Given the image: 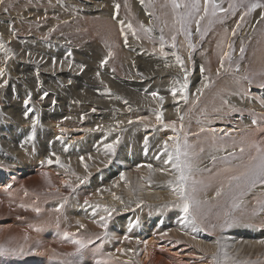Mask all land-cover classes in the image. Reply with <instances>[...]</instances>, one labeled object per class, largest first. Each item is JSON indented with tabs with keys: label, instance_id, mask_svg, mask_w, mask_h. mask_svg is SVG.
Segmentation results:
<instances>
[{
	"label": "bare ground",
	"instance_id": "1",
	"mask_svg": "<svg viewBox=\"0 0 264 264\" xmlns=\"http://www.w3.org/2000/svg\"><path fill=\"white\" fill-rule=\"evenodd\" d=\"M55 1L57 8L71 4L77 11L82 12H77L79 15L91 14L89 16L92 20L88 22V27L95 32L93 42L88 41L82 47L73 48L62 38L55 36L48 51L39 39L30 37L33 36L31 33L26 36L30 37L27 42L18 40L14 48L9 40L13 35L10 29L18 17H15V13L13 16L9 12L1 11L0 7V46L9 48V52L2 58L4 60L0 61V72L3 73L0 75V85H3L0 87V247L9 250L0 252V264H70L68 260L73 256L77 257L79 264H264V185L257 182L252 186L243 180L244 165L248 164L254 170L264 158V62H261L264 56L257 55L264 50V44L258 37L254 39L252 27L251 34L242 38L245 40L253 37L250 42L254 44L251 50L246 47L243 52L238 51L241 54L236 53L237 57L245 60L236 67L235 72L230 67L233 60L229 62L230 58L228 59V54L235 51L234 42L230 39L233 35L231 28L222 29L223 25L218 26L215 23L208 31L205 30L208 33L205 34L207 37L204 35L206 44L201 55L205 58L201 61L206 63L204 66L219 63L222 72L220 81L213 82L211 86L208 85L209 79L207 82V78H202L197 88L203 91L202 102H207V106L216 104L220 107L212 109L222 110L219 114L224 116L222 118L229 126L237 123L241 128L240 141L235 143L216 137L213 131L206 130L205 127L211 123L200 119L201 116L198 118L199 115L195 118H184L185 112L180 111L184 105L182 92L185 93L187 88L181 89L184 83H179L182 73H179L177 67L176 71L173 68H153V71L148 70L146 74L139 72L142 75L131 80H135L132 82L134 85L151 84L155 87L161 86L162 81L170 77L176 80L177 83L171 85L169 90H157L159 94L155 97L144 99L145 97H140L136 92L134 95L131 90L136 100L133 103H124V98H120V101L117 97L114 98L112 91L115 88L112 85L115 84L109 73L111 71L103 66L106 70L101 72L98 62L101 60L100 56H103L101 54L107 53V49H113L115 45L107 42L104 37L97 36V31L102 30V27L113 28L114 20L110 18L113 16V6L110 7V3L104 4L101 0ZM225 1L215 0L217 4L221 2L220 12L228 7ZM59 2L62 5H58ZM180 2L184 4L183 0ZM100 5L104 7L100 8ZM160 8L164 9L163 6ZM183 9L186 12L184 6ZM171 11L174 13L173 9ZM69 13H66L68 17ZM168 13V19L173 22L174 15ZM247 13L249 12L246 11ZM250 13L264 15V8H256ZM33 14L24 11L27 21L35 20ZM49 16L51 18L53 15ZM117 20L119 22L120 18ZM166 20L165 22H169ZM229 20L232 21L231 24L239 21L238 17H231ZM222 22H225V18H222ZM164 23L162 26H165ZM199 26L201 27L200 24ZM197 27H193V33L197 32ZM214 27L217 30L214 31ZM168 28L166 31H169L170 37L173 30ZM119 31L122 30H118V33ZM178 32L181 34V31ZM100 33L101 31L98 35ZM153 35L155 36L154 33ZM115 39L118 36H114L111 41ZM125 41L127 40L124 39L123 42ZM30 43H40L42 46L35 45L36 48L28 49ZM139 45L136 46L139 48ZM120 46L117 49H125L124 44ZM19 47H23L24 53L17 49ZM245 52L244 56L242 53ZM122 53L120 51L121 55ZM188 55L185 56L188 58ZM191 62L193 63L192 60ZM85 63L89 65L86 68ZM109 63L113 64V59ZM183 69L187 73L188 82L196 84L199 77L197 71L190 67L186 69L185 66ZM210 70L212 69L207 71ZM129 79L127 80L130 82ZM214 85L216 87H212ZM218 87L220 91L217 90ZM152 89L154 88L149 90ZM194 91L196 96L198 90ZM216 91H219V96ZM232 92L239 94L230 97ZM213 96L214 100H211ZM226 96L230 100L235 99L236 104L233 102L234 106L230 107L231 102L226 103ZM172 104L175 107L170 108ZM207 106L204 107L208 108ZM29 109L31 111L25 115ZM136 109H143L147 114L138 117L143 113L139 110L136 115L131 116L135 113L131 111ZM35 113L39 114L32 118ZM151 118L157 119V122H153L154 119ZM165 128L178 134L179 143L176 138L163 136L167 130ZM144 130H150L153 134L147 137ZM74 133L81 135L72 142L69 137ZM187 133H190L188 148H179V162L182 163L184 149H188V156H185L186 159L183 157L186 160L184 163L189 162V167L190 163L200 167H193L197 169L191 172L189 169V173L185 171L187 167H182L181 173H173L174 163L169 160L170 152L171 157L175 158L176 147L183 144V139L189 136ZM109 144L113 145L114 150L106 148ZM229 144L233 145L227 147ZM144 148L147 150L146 155L142 154ZM200 149L204 150L201 152ZM57 157L59 163L56 162ZM49 160L52 162L49 163ZM167 168H171V171ZM178 168L179 166L176 169ZM238 173L242 174L243 179L229 180ZM181 175L184 176L182 183L179 179ZM177 188L182 189L191 201V215L187 220L184 219L183 212L185 201L176 191ZM192 215L196 217V223L192 222ZM101 217H104L103 221ZM233 220L237 222L233 223ZM226 221L230 226L221 227ZM102 223L107 226L102 227ZM66 233L69 235L66 236Z\"/></svg>",
	"mask_w": 264,
	"mask_h": 264
},
{
	"label": "rangeland",
	"instance_id": "2",
	"mask_svg": "<svg viewBox=\"0 0 264 264\" xmlns=\"http://www.w3.org/2000/svg\"><path fill=\"white\" fill-rule=\"evenodd\" d=\"M126 1V2H125ZM162 1H163V3H162ZM165 1H167V2H169V4L168 3H166ZM101 0V2L103 3L104 2V4L107 2V4H109V6L111 7V5L113 6V7H111L112 8V13H111V15H113V16H111L110 18H111V20H114L113 21V23H114V25L116 26H114L113 25V28L112 29H110V27H108V26H106V27H102L101 29L102 30H99V31H97L98 32V34H99V32L101 31V33L103 32V34H101L100 33V35H98L97 34V36L99 37V38H103L104 37V39L105 40H107V42H109V43H111V44H114L115 46H114V48L113 49H110L109 50V48L107 49V53H103V54H101V55H103V56H100L99 58L101 59L99 62H98V67H99V69H100V71L102 72V71H105L106 69H104V67H108V71H111V72H109L110 73V75H111V77L112 78H114L115 79V81H114V79L112 80L113 82H114V84L115 85H112L113 87V91H112V94H113V97L115 98V97H117V99H119V101H120V98H124L125 100V102L124 103H126V102H130V103H133V102H135L136 100H135V98H134V95L136 94V93H138L139 95H140V97H145L144 99H147V97H150V96H153L152 95V93L153 92H155V93H157V94H159V92L157 91V90H160V91H162V90H169V88L170 87H172L171 85H175L174 83H177L176 82V80H173V77H170V78H168L167 80H164V81H162V84H161V86H159V87H155V85H151V84H148V85H145V86H138L137 84L136 85H134L132 82H135V80H133V81H131L132 79H134V78H136V77H138V76H140V75H142V74H139V72H143L144 74H146V73H148V70H152L153 71V68H158L159 70H162V69H165V68H168V69H175V67H177V68H179V73L181 74H184V76H181L180 75V81H179V83L181 82L182 84L184 83V85L186 84L187 85V83H188V87H186L187 89H186V91H185V93L184 92H182L183 93V95H182V98L184 99V105H183V107L181 108V111L180 112H182V113H184L185 112V116H184V118H195L196 116H198L199 115V117L198 118H200V116H201V118L200 119H204V120H206L205 122H208L210 125H208V126H206L205 127V129L207 130V129H209L210 131H213L212 133L213 134H215L216 135V137H221L222 139H224V140H231V141H233V142H235V143H238L239 141H240V138H239V135H240V130H241V128L237 125V123H232V125L231 126H229L230 124H226L225 122H224V120H223V118H224V116H220V112L222 111V110H218V109H212V108H220V107H218L216 104H213V105H210L209 104V106H207L208 105V103L207 102H202V98H203V91H201V90H199L198 91V95L197 94H195L196 96H194V90H198L197 88H199V86H198V84L199 83H201V81H202V78H207L206 80H207V82H209L208 81V79L210 80V82L208 83V85H212V83L213 82H216V81H220V79L222 78V72H221V70H220V67H219V63L217 64H214V65H212V66H210V65H207V66H204V65H206V63L204 64V63H202L203 61H202V59H205L203 56H201L202 55V51H204V49H203V47H205L204 45L206 44V41H205V37H204V35L205 34H207L208 32H205V30L206 31H208L209 30V28H211L212 26H213V24H215V23H217V25L218 26H222V29H228V28H231L232 30H233V33L235 32V29H236V35H231V37H230V39H231V41L232 42H234L233 44L235 45V47H234V45H233V48L235 49V51H231L229 54H228V59H229V62H231L232 60V65H230V67L232 68L231 70H233L234 72H235V70H237V68H238V65L239 64H243V63H241V61H243L244 62V60H245V58L243 59V60H241V57L239 56V57H237V55H236V53H238V54H241V53H239V52H241V47H242V45H243V49H245L246 47L248 48L249 47V50H251V48H252V46H253V44H254V42H252V44H251V42L250 41H252V39H253V37H250V38H246L245 40H243V36H248L249 34H251V27H252V30L254 31V34H253V32H252V34L254 35V39L255 38H257L258 37V39L264 44V15H261L260 16V14L261 13H257V14H252V13H247L246 14V11H247V9H248V6L250 5V4H252V3H256V2H259V3H261V4H264V0H226L224 3H225V5L226 6H228L227 8H226V10H223V11H221L220 12V9H219V6H220V3L219 4H217L216 2V4L218 5V7L215 9V15H210L211 13H210V10L212 11V9H211V7H209L210 9H209V13L210 14H208L207 16H205L204 15V12H203V8H204V1L202 2V0H199V5L200 6H202V7H200V8H202L201 9V11H200V13L199 14H194V15H192V16H189L188 15V11H189V9H186V12H185V10L183 9V6H184V4H187V2L189 3V0H183V3L184 4H181V7L179 8V9H173L172 8V4L170 3V1L171 0ZM181 0H179V2H180ZM230 1V2H229ZM62 2V1H61ZM61 2H59L58 3V5H62V3ZM123 2V3H122ZM165 2V3H164ZM63 3L65 4L66 2L65 1H63ZM130 3V4H129ZM180 3H182V2H180ZM227 3V4H226ZM56 4H57V1H55V0H0V7H1V11H5V9H7V11H5V12H9V13H11L13 16L15 15V17H18L17 18V22L13 25V23L11 24V31H13V35L11 36V38L9 39L10 41H12L11 42V44L13 45V47L14 48H16V42L18 41V40H24V42H27V39L28 38H30V37H34V38H37V39H39L40 41H41V43L43 44V45H45L44 47H45V49L46 50H50L51 49V47L49 46L50 44H52V40H54L55 39V36L56 37H60V38H62V40L63 41H65V42H67V44L68 45H70V46H72L73 48H75V46H84L88 41L89 42H93V36H95L94 34H95V32L94 31H92L89 27H88V22L89 21H91L92 19H91V17L89 16V15H91L90 13H84V15L83 14H78L77 12H81V11H77L76 10V8L73 6V5H71V4H67V5H64V7H61V8H59V6H58V8H57V6H56ZM106 4V5H107ZM125 4V5H124ZM133 4V5H132ZM164 4V5H163ZM165 4H168V5H165ZM202 4V5H201ZM68 5H70V6H68ZM105 5V6H106ZM117 5H119V9L116 7ZM128 5V6H127ZM134 5H138V7L137 6H135L134 7ZM183 5V6H182ZM9 6V7H8ZM13 6V7H12ZM45 6V7H44ZM108 6V5H107ZM108 6V7H109ZM140 6V7H139ZM161 6H163L164 7V9L163 8H160ZM166 6V7H165ZM167 6H168V8H167ZM171 6V7H170ZM74 7V8H73ZM99 7V6H98ZM104 7V5H100V8H103ZM122 7V8H121ZM128 8L127 10H125L126 8ZM135 8V9H133V8ZM18 10H17V9ZM62 8H64V9H62ZM137 8H139V9H137ZM140 8H141V10H140ZM161 9V10H158L157 11V9ZM166 8V9H165ZM185 8V7H184ZM16 9V10H15ZM21 9H22V11H21ZM24 9V10H23ZM57 9H59L58 11L60 12H58V11H56ZM74 9H75V11H74ZM118 9V10H117ZM171 9H173L174 10V13H172V11H171ZM233 9H235V11H233ZM51 10H52V12H51ZM56 12H55V11ZM117 11V13H116V11ZM148 10V11H147ZM163 10V11H162ZM183 10V11H182ZM24 11H25V13H34L33 14V16L35 17V20L34 21H27V19L25 18V15H24ZM45 11V13H43ZM62 11V12H61ZM121 11V12H120ZM127 11H129V12H127ZM138 11V12H137ZM145 11V12H144ZM155 11V12H154ZM162 13H161V12ZM170 12V14L171 15H174V18H175V20L173 19V22L172 21H170L169 19H168V15H169V13L168 12ZM177 13H176V12ZM179 11V12H178ZM229 11V12H228ZM38 12H39V14H38ZM41 12V13H40ZM46 12H48V13H46ZM51 12V13H50ZM69 13L70 14V16L68 17V14H66V13ZM73 12V13H72ZM76 14H75V13ZM143 14H142V13ZM158 12H160V13H158ZM165 14H164V13ZM203 14H202V13ZM234 13V15H233V13ZM15 13V14H14ZM39 15V17H38V15ZM56 13H58L57 15H56ZM82 13V12H81ZM113 13H115L116 15H114ZM142 14V16L143 17H146V18H142V16L140 15V14ZM183 13H185V14H183ZM186 13H187V15H186ZM218 13V14H217ZM64 14V15H63ZM74 14V15H73ZM88 16H87V15ZM135 14V15H134ZM144 14H145V16H144ZM163 15V16H161V15ZM230 14H232L231 16H230ZM242 14V15H241ZM22 15V16H21ZM49 15H53V16H51V18H50V16ZM67 15V16H66ZM177 15H178V17H177ZM182 15V16H181ZM187 17H186V16ZM218 15V16H217ZM238 15V16H237ZM246 15H248V16H246ZM256 15H258L257 17H256ZM48 16H49V18H48ZM64 16V17H63ZM87 16V17H86ZM115 16V17H114ZM140 16V17H139ZM195 16V17H194ZM199 16H201V17H203L204 19H201ZM214 16H215V18H214ZM52 17H55V18H52ZM66 17V18H65ZM67 17H68V19H67ZM112 17H113V19H112ZM133 17V18H132ZM150 17V18H149ZM160 17V18H159ZM162 17H164V19L166 20V18H167V20L166 21H169V22H171V24L173 25H170V23L169 22H165V20L164 19H162ZM182 17H183V19H182ZM192 17H194L193 19H192ZM199 17V18H198ZM231 17H238V19H239V21L237 22V23H233V24H231V20H229ZM44 18L46 19V20H44ZM60 18H62V19H60ZM117 18H120V21L118 22V20H117ZM142 18V19H141ZM147 18H149V19H147ZM191 20H189V19ZM214 18V19H213ZM222 18H225V22H222ZM257 18V19H256ZM23 19V20H22ZM39 20V22H38V20ZM55 21H54V20ZM66 19V20H65ZM130 19H132V20H130ZM161 19L165 22H162L161 21ZM178 19H180V20H178ZM254 19V20H253ZM24 20H25V22H24ZM53 20V21H52ZM76 20V21H75ZM141 20V21H140ZM143 20V21H142ZM145 20V21H144ZM177 20H178V22H177ZM196 20L197 21H199V24L201 25V27L198 25V27H199V31L197 30V32L196 33H193V27H197V23H196ZM202 20H204V21H202ZM207 20V21H206ZM226 20H229V21H226ZM19 21H21V22H19ZM43 21V23H41ZM51 23H50V22ZM69 21V22H68ZM71 21V22H70ZM148 23H147V22ZM151 21V22H150ZM175 21V22H174ZM187 21V22H186ZM191 22V24H190V22ZM254 21V22H253ZM28 22V23H27ZM53 22H56V23H53ZM148 24V26H147V24ZM189 22V23H188ZM194 22V23H193ZM263 22V23H262ZM21 23H22V25H21ZM46 23V24H45ZM61 23H63L62 24V26H61ZM65 23V24H64ZM139 23V24H138ZM150 23V24H149ZM165 24V26H162V24ZM166 23H167V25H166ZM179 23V24H178ZM202 23H203V25H202ZM261 23V24H260ZM43 24V25H42ZM84 24V25H83ZM117 24V25H116ZM120 24V25H119ZM135 24V25H134ZM141 24V25H140ZM177 24V25H176ZM182 24V25H181ZM194 24H195V26H194ZM252 24V25H251ZM18 25V26H17ZM42 25V27H40ZM46 25V26H45ZM129 25H131V27H129ZM145 27V25L148 27V29H145V28H147V27H143V26ZM169 25V26H168ZM257 25V26H256ZM260 25V26H259ZM23 26V27H22ZM30 26V27H29ZM105 26V25H104ZM204 26V27H203ZM45 27V28H44ZM48 27V28H47ZM55 27V28H54ZM84 27V28H83ZM114 27H115V29H114ZM119 29H118V28ZM135 27V28H134ZM169 27V28H168ZM172 27H174V29H172ZM203 27V28H202ZM260 27H261V29H260ZM15 28V29H14ZM36 28V29H35ZM107 28H109L110 30H107ZM163 28H165L164 30H163ZM169 29L170 30V28H171V30H173V32L170 34L171 36H172V38H171V36L169 37V31H166V29ZM176 28H177V30H176ZM182 28L184 29L185 28V30H182ZM55 29V30H54ZM79 29V30H78ZM104 29H105V31H104ZM116 29H118V30H122L120 33H118V30H116ZM151 30V32H150V30ZM202 29H204L203 30V32H202ZM215 29H216V27H214L213 28V30L215 31ZM258 29V30H257ZM62 30V31H61ZM90 30V31H89ZM113 30H115V32L113 31ZM126 30H127V32H126ZM131 30V31H130ZM139 30V31H138ZM143 30V31H142ZM145 30V31H144ZM148 30H149V32H148ZM170 30V31H171ZM174 30H176L177 32L178 31H181V34L178 32V34H177V32L175 31V33H174ZM217 30V29H216ZM45 31V32H44ZM55 31H56V33H55ZM87 31H89V32H87ZM152 31H153V33L155 34V36L153 35V33H152ZM20 32V33H19ZM24 32V33H23ZM51 32H53L52 33V36H51ZM59 34H58V33ZM117 32V33H116ZM129 32V33H128ZM144 32V33H143ZM147 32V33H146ZM158 32V33H157ZM184 32H185V34H184ZM199 32V33H198ZM201 32L203 33V34H201ZM242 32V33H241ZM247 32V33H246ZM31 33H33V36L31 35L30 37H26L28 34H31ZM89 33V34H88ZM126 33V34H125ZM151 33V34H150ZM188 33V34H187ZM239 33V34H238ZM110 36H109V35ZM118 34H121V35H118ZM150 34V35H149ZM159 34V36H157ZM161 34V35H160ZM184 34V35H183ZM257 34V35H256ZM54 35V36H53ZM61 35V36H60ZM103 35V36H102ZM125 35V36H124ZM127 35V36H126ZM132 35V36H131ZM152 35V36H151ZM202 35V36H201ZM260 35V36H259ZM36 36V37H35ZM65 36V37H64ZM107 36V37H106ZM115 36V38H116V36H118V41L115 39L114 41H111L112 39H113V37ZM136 38H135V37ZM184 36H185V38H184ZM198 36H199V38H198ZM206 36V35H205ZM85 37V38H84ZM96 37V36H95ZM109 37L111 38L110 40H108L109 39ZM124 37V38H123ZM128 37V38H127ZM132 37V38H131ZM161 37H163V39H161ZM173 37H175V40L177 41H175V40H173ZM182 37V38H181ZM191 37H193V38H191ZM202 37H204V40H203V38ZM207 37V36H206ZM18 38V39H17ZM21 38V39H20ZM122 38V39H121ZM127 38V39H126ZM131 40H130V39ZM156 38V39H155ZM261 38V39H260ZM124 39L125 40H129L128 42L127 41H125V42H123L124 41ZM137 39V40H136ZM167 39V40H166ZM183 39H185V40H183ZM188 39H189V41H188ZM233 39V40H232ZM238 39H239V41H238ZM257 39V40H258ZM120 40H123V41H120ZM201 40H203V41H201ZM133 41V42H132ZM137 43H136V42ZM245 41V42H244ZM33 42H36V41H33ZM85 42V43H84ZM113 42V43H112ZM115 42V43H114ZM117 42V43H116ZM118 42H120V43H118ZM121 42H123V44L125 45V49H124V47H123V49H121V50H119V49H117L118 47H121L120 45H123V44H121ZM127 42V43H126ZM243 42H244V44H243ZM149 43V44H148ZM152 43V44H151ZM158 43V44H157ZM31 44V45H30ZM29 44V46H30V48H28V49H33V48H36V47H39V46H42V45H40V43H38V44H36V43H30ZM33 44V45H32ZM116 44H118V45H116ZM131 44H132V46H131ZM140 44V45H139ZM154 44V45H153ZM161 44H163L162 46H161ZM189 44H191L192 46H191V48L190 47H188L189 46ZM241 46H240V45ZM248 44V45H247ZM35 45H36V47H35ZM139 45V48L137 47V46ZM153 47V48H151L150 49V47ZM155 45H157V46H155ZM159 45V46H158ZM180 45V47H178V46ZM245 45V46H244ZM49 46V47H48ZM127 46V47H126ZM149 47V49H148V47ZM161 46V47H160ZM264 46V45H263ZM156 47H157V49H159V50H157L156 49ZM163 47V49H161ZM173 47H174V49H173ZM238 47V48H237ZM239 47H240V49H239ZM11 48V47H10ZM130 48V49H129ZM167 50H165V49ZM172 48V49H171ZM20 52H22V53H24V50L22 51V49H23V47H19V48H17ZM116 49V50H115ZM146 49V50H145ZM161 49V50H160ZM171 51H170V50ZM177 49H180L179 51L177 50ZM192 51H190V50ZM194 49V50H193ZM238 49V50H237ZM118 50V51H117ZM153 50V51H152ZM154 50H157V51H155L154 52ZM4 51V52H3ZM109 51V52H108ZM120 51H123V53H125L126 54V56H125V54H123L122 53V55L120 54ZM125 51V52H124ZM131 51V52H130ZM139 51V52H138ZM150 51V52H149ZM152 51V52H151ZM175 51H178V52H175ZM183 51V52H182ZM188 53H187V52ZM239 51V52H238ZM7 52H9V48H6V47H2V46H0V61L2 60H4V59H2V58H4V56H6V54H7ZM47 52V51H46ZM46 52H44V57L46 56ZM160 54H159V53ZM173 52V53H172ZM193 54V55H191V53ZM3 53V54H2ZM110 53H111V55H110ZM117 53H119V55L117 54ZM158 53V54H157ZM176 53V54H175ZM179 53V54H178ZM183 53V54H182ZM255 53H257V52H255ZM106 54H109V55H107L106 56ZM114 54V55H113ZM164 54H165V57H164ZM188 54H190V55H188ZM244 56L246 55V52L245 53H242ZM137 55V56H136ZM158 55V56H157ZM169 55H172V56H169ZM180 55V56H179ZM184 55V56H183ZM185 55H188V58H187V56H185ZM197 55H198V57L199 58H201V59H199L198 57H197ZM201 57H200V56ZM257 55L258 56H264V50L263 51H261V52H258L257 53ZM106 56V57H105ZM110 56V57H109ZM117 56H118V58H117ZM119 56H121V57H119ZM144 56V57H143ZM175 56V57H174ZM176 56H179V57H181V61H182V63L180 62V61H178L177 60V57ZM197 58H196V57ZM103 57V58H102ZM112 57H114V58H112ZM183 57H185V58H183ZM190 57V58H189ZM193 57V58H192ZM234 59H233V58ZM106 58H107V60H106ZM109 58V59H108ZM125 58H127V59H125ZM142 58V59H141ZM170 58H171V60H170ZM174 58V59H173ZM183 58V59H182ZM192 58V59H191ZM113 59V64H116L117 65V67H116V65L114 66L113 64H111V63H109L110 62V60H112ZM121 59V60H120ZM185 59V60H184ZM189 59V60H188ZM193 61V63L191 62V60ZM196 59H197V61H196ZM232 59V60H231ZM127 60V61H126ZM144 60V61H143ZM200 60V61H199ZM101 61H103V62H101ZM146 61V62H145ZM187 61V62H186ZM202 61V62H201ZM205 61V60H204ZM177 62V63H176ZM189 62H191V63H189ZM247 62V61H246ZM261 62H264V60L263 59H261ZM96 63H97V61H96ZM101 63H104V64H101ZM105 63H107L106 64V66H105ZM134 63V64H133ZM138 63V64H137ZM179 63H181V64H183L182 66H181V64H179ZM195 63V64H194ZM202 63V64H201ZM238 63V64H237ZM136 66V68L133 66ZM140 64V65H139ZM196 64H198V65H196ZM85 65V67L84 68H86L87 66H89V65H87L86 63L84 64ZM83 65V66H84ZM102 65V66H101ZM122 65V66H121ZM189 65V66H188ZM104 66V67H103ZM141 66V67H140ZM162 66V67H161ZM185 66V68L187 69H189V67L190 68H194L195 69V72L199 75V77L197 78V82H196V84L195 83H189L188 81H189V79H188V76H187V73L184 71V69H183V67ZM187 66V67H186ZM191 66H193V67H191ZM210 68H209V67ZM234 66V67H233ZM101 67V68H100ZM110 67H111V69H110ZM114 67V68H113ZM143 67V68H142ZM206 67H208V68H206ZM237 67V68H236ZM113 68V69H112ZM177 68L175 69V71L177 70ZM215 68V69H214ZM217 68V69H216ZM102 69V70H101ZM123 69V70H122ZM183 69V70H182ZM204 69V70H203ZM209 69H212V70H210V71H207V70H209ZM114 70H116V71H118V72H114ZM142 70H144V71H142ZM146 70V71H145ZM216 70V71H215ZM219 70V71H218ZM129 71H132V72H129ZM136 71V72H135ZM182 71V72H181ZM213 71V72H212ZM215 72V73H214ZM123 73V74H122ZM125 73V74H124ZM133 73V74H132ZM207 75H206V74ZM208 73H209V76L210 77H212V78H210L209 76H208ZM118 74H119V76H118ZM127 74V75H126ZM211 74H213V75H211ZM216 74H217V76H219L218 77V79L216 78L217 76H216ZM220 74V75H219ZM186 75V76H185ZM121 76V77H120ZM209 78H208V77ZM116 77V78H115ZM125 77V78H124ZM201 77V78H200ZM119 78V79H118ZM124 78V79H123ZM128 78H130L129 80H130V82L127 80ZM172 78V80L173 81H175V82H173L172 80H170ZM213 78H214V80H213ZM201 79V80H200ZM170 80V81H169ZM186 82V83H185ZM173 83V84H172ZM118 84H120V85H118ZM164 84V85H163ZM117 85L119 86L118 88H117ZM196 85V86H195ZM122 86V87H121ZM130 86H131V88H130ZM192 86H193V88H192ZM29 87H32L31 85H29ZM124 87V88H123ZM129 87V88H128ZM144 87V88H143ZM195 87V88H194ZM212 87H216L215 85L214 86H212ZM118 90H117V89ZM151 88H154V89H152V90H149V89H151ZM120 89V90H119ZM126 89V90H125ZM138 89V90H137ZM144 89V90H143ZM220 89V87H218L217 88V90H219ZM131 90H132V92L134 93V95H133V93L131 94ZM221 90V89H220ZM219 90V91H220ZM219 91H216V94H218L217 96H219ZM248 91H250V88H248ZM121 94H120V93ZM125 92V93H124ZM136 92V93H135ZM128 93V94H127ZM201 93V94H200ZM233 93V92H232ZM232 93H230V97L231 96H236V95H238L239 94V92H237L238 94H236V92H234L233 94ZM192 94V95H191ZM128 95V96H127ZM130 95V96H129ZM200 95V96H199ZM227 95H228V93H227ZM120 96V97H119ZM191 96V97H190ZM185 97H187V99L185 100ZM198 99H197V98ZM113 98V99H114ZM130 98H131V100H130ZM188 98H190V100L188 99ZM211 100H214V96L213 97H211L210 98ZM220 100H221V98H219ZM228 99V100H227ZM138 100V99H137ZM196 100V101H195ZM226 103H230V107H232V105L234 106V104H236V101H235V99H232V100H230V98H229V96H226ZM133 101V102H132ZM190 101V102H189ZM200 101V102H199ZM189 102V106L187 105V103ZM233 102H234V104H233ZM192 104V105H191ZM215 105V106H214ZM172 106V107H171ZM170 106V108H173V107H175V105L174 104H172ZM207 106L208 108H205V107ZM183 109V110H182ZM186 109V110H185ZM191 109V110H190ZM193 109H194V113H193ZM205 109V110H204ZM139 110H143V109H136V110H134V111H131V113L133 112H135L134 114H131V113H129V114H131V116H133V115H136L137 114V112L139 111ZM188 110H189V112H188ZM197 110V111H196ZM208 110V111H207ZM191 111V112H190ZM143 113H140L139 114V116L138 117H140V116H143V115H145V114H147L145 111H142ZM38 114L39 113H35L33 116H32V118H34V117H37L38 116ZM194 114V115H193ZM219 114V115H218ZM184 115V114H183ZM236 115V118H238V115H237V113L235 114ZM194 116V117H193ZM205 116V117H204ZM218 116V117H217ZM209 117H213L212 119H209ZM221 117V118H220ZM141 118H143V117H141ZM144 119H147V118H144ZM152 120L154 119V118H151ZM202 119V120H203ZM209 119V121H207ZM220 119V120H219ZM147 120H149V118L147 119ZM201 120V121H202ZM212 122H211V121ZM223 120V121H222ZM219 121H221V122H219ZM153 122H157V119H154L153 120ZM204 122V123H205ZM214 122L216 123V124H214ZM170 123V122H169ZM174 124V123H176V122H171L170 124ZM213 124V125H212ZM236 124V125H235ZM235 125V126H234ZM228 126V127H227ZM238 126V127H237ZM223 127V130L221 129ZM230 128H232V129H230ZM233 128H235L234 130H233ZM240 128V129H239ZM165 129H167L166 131H168V129L169 128H165ZM229 129V130H228ZM216 130V131H215ZM232 130V131H231ZM145 131L146 130H144V134H145V136H147V137H150L153 133H152V131L150 132V130L149 131H146V133H145ZM166 131L164 132V134H163V136H165V137H168V138H170V137H172V138H176L177 139V141H178V143H179V140H180V138H179V136H178V134L177 133H175V132H173V131H171L170 129H169V132H167L166 133ZM238 131V132H237ZM170 133V134H169ZM233 133V134H232ZM63 135H65L64 133H62ZM147 134V135H146ZM168 134V135H167ZM187 134H189V136H187ZM186 134V136L187 137H185L184 139H183V144L180 146L179 145V148L180 149H182V147L184 146L185 148H188L187 146V142H188V138L190 137V133H187ZM226 134V135H225ZM231 134V135H230ZM80 135H81V133H74L73 135H71V138L69 137V139H70V141H75L76 139H78L79 137H80ZM149 135V136H148ZM174 137H173V136ZM214 135V136H215ZM234 135H238V137H233ZM65 139H66V137H64ZM187 139V140H186ZM263 140H264V137L262 138ZM220 142H222V143H224L223 141H221V139H220ZM178 145V144H177ZM176 145V146H177ZM230 145H233V144H229V145H226L227 147L228 146H230ZM183 147V148H184ZM177 148V147H176ZM188 150V149H187ZM186 149H184V152H183V157L186 159V157L188 156V151H187ZM201 150V152L204 150H202V149H200ZM145 151V152H144ZM234 151V150H233ZM140 153V152H139ZM146 153H147V150H146V148H144L143 150H142V154L143 155H146ZM234 153V152H233ZM175 156V158L174 157H171V152H170V157H171V159H169V160H173L172 162L174 163V164H178V163H181V162H179V159H176V157H177V154H175L174 155ZM186 156V157H185ZM169 157V158H170ZM182 157V163H181V165L180 164H178V166H179V171H178V169H176L175 167H174V164H172L173 165V168H174V170H176V171H174L173 170V168H172V170H173V173L174 172H177V173H181L182 171V167L183 168H185V167H187V168H185V171H186V173H187V171H188V173H189V169H190V172H191V170H196L197 168H193V167H200V166H198V165H196V164H192V163H190V167H189V162L188 163H184L186 160L184 159ZM189 158V157H188ZM184 159V160H183ZM174 160H177L176 162H174ZM143 163H145L146 164V162H143ZM184 164V165H183ZM181 166V167H180ZM246 166V167H245ZM169 168H167V170H168ZM222 169V168H221ZM247 169V170H246ZM244 173L243 174H250L251 173V171H252V169L248 166V164L247 165H244ZM168 171H171V168L168 170ZM181 171V172H180ZM249 171V172H248ZM218 173H221L219 170L217 171ZM216 172V173H217ZM246 172H248V173H246ZM217 173V174H218ZM176 174V173H175ZM237 176H241V179H243V177H244V181H246V182H248L246 179H245V176L243 175V177H242V174H240L239 175V173L237 174ZM74 258V259H73ZM77 257H75V256H73L72 257V261L71 260H68V261H70L72 264H79V260L78 259H76ZM69 262V263H70ZM70 263V264H71ZM57 264V263H56Z\"/></svg>",
	"mask_w": 264,
	"mask_h": 264
},
{
	"label": "snow or ice",
	"instance_id": "3",
	"mask_svg": "<svg viewBox=\"0 0 264 264\" xmlns=\"http://www.w3.org/2000/svg\"><path fill=\"white\" fill-rule=\"evenodd\" d=\"M171 4H172V7L173 9H179L181 7V3L179 2V0H171ZM117 8L119 7V5L116 6ZM184 7L186 9H189L188 11V15L189 16H192L193 14H199L200 11H201V8H200V5H199V0H190L189 3L185 4ZM209 7H211L212 9V15H215V9L218 7V5L215 3V0H204V8H203V12H204V15L207 16L209 14ZM256 8H264V4H261L259 2H256V3H252L248 6V9L247 11L250 13L252 12L253 10H255ZM5 11H7V9H5ZM233 11H235V9H233ZM183 19V17H182ZM201 19H203V17H201ZM197 25H199V21H196ZM129 27H131V25H129ZM197 30L199 31V27H197ZM235 34V32L233 33ZM161 39H163V37H161ZM173 40H175V37H173ZM190 47L192 46L191 44L189 45ZM244 49L243 47H241V52H243ZM111 55V53H110ZM225 55L227 56V53H225ZM177 60L181 61V58L179 56H177ZM221 67H223V58H222V62H221ZM219 71V70H218ZM3 73L0 72V75H2ZM3 85H0V87H2ZM187 85H182L181 86V89L183 88H186ZM199 91V89H198ZM152 95L155 97L157 95V93L153 92ZM176 95V92L175 90L173 91V96ZM161 100H163V97H160ZM187 99V97H185V100ZM27 103V101H26ZM28 111H31V109L27 110L25 112V115H27V112ZM159 118V117H158ZM106 148L110 151L114 150L113 148V145L109 144V145H106ZM241 151H243V149H241ZM83 159V158H81ZM171 159V157H170ZM177 159H179V147H177ZM52 161L49 160V163H51ZM57 163H59V158L57 157V160H56ZM61 167H64V165H60ZM174 167H178V164H174ZM245 176V179L252 185V186H255V184L257 182H259L260 184L264 185V158L261 159L259 165H257L255 167L254 170L251 171L250 174H243ZM180 182L182 183L183 180H184V176L181 175L180 176ZM241 179V176H232L229 178L230 181L232 180H235V181H239ZM177 192H179L181 198L185 201L184 204H183V212L185 213V217L184 219L187 220L188 217L191 215V212H190V207H191V201L189 199L188 196L185 195V193L183 192L182 189L180 188H177L176 189ZM217 195H219V192H217ZM85 203H87V201H85ZM37 212H39V209H36ZM255 215V213H253ZM192 218V222L193 223H196V217L194 215L191 216ZM104 220V217H101V221ZM233 223L237 222L235 220L232 221ZM102 227H106L107 225L105 223H102L101 224ZM227 226H230V224L226 221L225 224L221 225V227H227ZM81 227H83V225H81ZM66 236L69 235V234H65ZM76 243H79L78 241H76ZM81 248H83V245L81 244ZM9 251L8 249H5L3 247H0V252H7Z\"/></svg>",
	"mask_w": 264,
	"mask_h": 264
}]
</instances>
